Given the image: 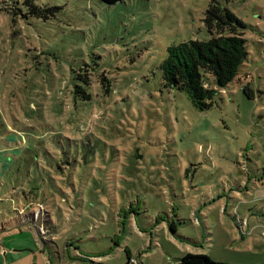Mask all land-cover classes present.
<instances>
[{
	"label": "rangeland",
	"instance_id": "1",
	"mask_svg": "<svg viewBox=\"0 0 264 264\" xmlns=\"http://www.w3.org/2000/svg\"><path fill=\"white\" fill-rule=\"evenodd\" d=\"M210 1L0 0V264H264V0H217L247 58L210 108L161 75Z\"/></svg>",
	"mask_w": 264,
	"mask_h": 264
},
{
	"label": "trees",
	"instance_id": "2",
	"mask_svg": "<svg viewBox=\"0 0 264 264\" xmlns=\"http://www.w3.org/2000/svg\"><path fill=\"white\" fill-rule=\"evenodd\" d=\"M101 1L112 4L121 0ZM26 3L29 6L27 12H22L19 8L13 11L16 17L18 15L31 14L48 19L45 12L52 8H41L30 2V0H26ZM0 9L5 8L0 7ZM203 22L210 34L209 38L203 40L188 39L170 44L166 48V55L160 64L164 86L184 91L190 102L198 109L210 108L213 104L214 92L216 91L214 88L209 87L204 75L206 73L212 74L215 84L219 87H224L238 73L240 65L247 58L246 39L242 31L245 28V23L237 18L226 6L217 0H211L205 9ZM82 71L80 76L88 84V67L84 66ZM76 76L78 77L79 75H75V73L72 75L73 78H76ZM81 87L75 85L73 93H79L86 100L90 97V94H87L84 88ZM244 92L249 96L248 87H244ZM3 137L5 138V136ZM4 138L1 141L4 144L8 143L7 138ZM0 157H5V154L2 152ZM29 159L38 164V160H34L30 156ZM8 168V164L4 165V169ZM41 214V210L39 212L35 210L32 219L41 216ZM96 264L105 263L97 262ZM172 264L229 263L217 262L207 254L187 252Z\"/></svg>",
	"mask_w": 264,
	"mask_h": 264
}]
</instances>
